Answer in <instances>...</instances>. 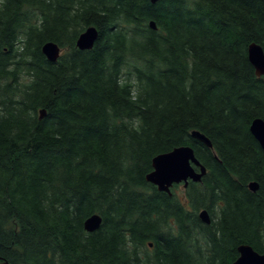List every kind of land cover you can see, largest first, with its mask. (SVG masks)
Instances as JSON below:
<instances>
[{
    "label": "trees",
    "instance_id": "1",
    "mask_svg": "<svg viewBox=\"0 0 264 264\" xmlns=\"http://www.w3.org/2000/svg\"><path fill=\"white\" fill-rule=\"evenodd\" d=\"M89 27L98 39L80 50ZM48 42L62 49L55 63ZM253 43L264 49V0H0V264H231L241 245L264 254ZM181 146L207 174L182 195L160 192L146 180L152 160ZM94 214L102 224L88 233Z\"/></svg>",
    "mask_w": 264,
    "mask_h": 264
},
{
    "label": "water",
    "instance_id": "2",
    "mask_svg": "<svg viewBox=\"0 0 264 264\" xmlns=\"http://www.w3.org/2000/svg\"><path fill=\"white\" fill-rule=\"evenodd\" d=\"M152 4H156L161 0H150ZM151 28L157 29L154 22L150 23ZM99 33L95 27L86 29L77 40V47L80 50H91ZM46 58L55 63L61 57L62 49L54 42L46 43L42 48ZM248 57L250 63L256 70L258 77L264 76V49L253 43L248 48ZM44 116V112L42 113ZM250 131L254 138L258 141L264 151V120L257 118L253 120ZM192 137L207 147L212 148V143L206 135L199 131L192 132ZM152 172L147 175L146 180L150 184L156 186L160 192L168 194L172 193L175 185L183 184L187 188L190 182L200 183L207 174V169L200 163L196 157L195 150L191 146H181L164 154L157 155L152 160ZM253 192L258 190V184L252 182L249 185ZM201 221L211 224V216L207 210L199 213ZM102 224V217L98 214L90 216L84 224L88 233L97 231ZM238 258L231 264H264V254L255 251L250 245H241L238 247ZM1 264H10L4 261Z\"/></svg>",
    "mask_w": 264,
    "mask_h": 264
},
{
    "label": "rangeland",
    "instance_id": "3",
    "mask_svg": "<svg viewBox=\"0 0 264 264\" xmlns=\"http://www.w3.org/2000/svg\"><path fill=\"white\" fill-rule=\"evenodd\" d=\"M172 189H173V188H172ZM183 191H184V187H183V185H180V189H177V190H176V192L179 193L180 195L183 194ZM202 211H203V210H202ZM207 211H208V210H207ZM200 212H201V211H200ZM200 212H199V213H200ZM208 213H209V212H208Z\"/></svg>",
    "mask_w": 264,
    "mask_h": 264
}]
</instances>
